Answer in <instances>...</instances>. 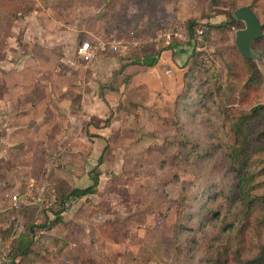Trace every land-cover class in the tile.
I'll list each match as a JSON object with an SVG mask.
<instances>
[{"label":"rangeland","instance_id":"374dc122","mask_svg":"<svg viewBox=\"0 0 264 264\" xmlns=\"http://www.w3.org/2000/svg\"><path fill=\"white\" fill-rule=\"evenodd\" d=\"M250 1L0 0V252L16 254L26 232L32 244L16 264H209L204 235H221L222 218L238 212L227 113L264 104L263 53L253 60L263 78L243 86L238 29L229 26ZM189 21L205 27L204 45L189 36ZM83 42L97 47L89 62L77 56ZM165 47L179 51L184 83L172 95L135 94L131 74L148 71ZM100 60L107 74L90 81L84 66ZM229 63L242 77L234 102L222 93ZM110 88L123 98L101 111L94 101ZM86 115L95 129L120 119V135L89 133ZM93 172L95 193L71 198L60 222L39 228Z\"/></svg>","mask_w":264,"mask_h":264},{"label":"trees","instance_id":"16d2710c","mask_svg":"<svg viewBox=\"0 0 264 264\" xmlns=\"http://www.w3.org/2000/svg\"><path fill=\"white\" fill-rule=\"evenodd\" d=\"M242 6H248L254 12L259 22L263 24L262 33L264 34V0H251L250 3L239 7ZM229 18L230 27H237V29L243 28L239 26L242 22L236 21L232 13L229 15ZM195 25L196 23L194 21L188 22V34H190V37H193L194 30L196 29ZM217 26L222 27L223 25ZM251 48L256 51L260 49L264 57V36L252 42ZM166 50H169V47L160 49L156 54L150 56L147 63L144 64L146 70H150L158 62L161 53ZM236 51L239 59L247 69L243 86L253 88L263 77L253 60L243 58L237 48ZM225 75L224 81L222 82V84H225L224 92H222L224 93L223 97L226 101L229 99L233 101V93L238 92L242 77L240 72L233 68V63H229ZM231 94L232 97L230 98L229 95L231 96ZM236 103L238 104V102ZM226 120L229 122L232 134L235 137V148L230 153V158L236 182L235 189L238 212L227 222L225 218H222L221 235L215 231L204 235L205 239L209 238V241L212 242L208 263L264 264V104H255L249 110H241L236 114H230L228 112ZM184 147L185 144L182 143L179 151L175 152V155L180 156ZM100 158H98V164L101 163ZM91 180V185L83 189L73 188L65 197L57 200V204L54 207H58V209L54 211V220L47 224L42 223L38 227L46 228L48 224L60 222V215L64 212L63 205L69 199H78L83 196L93 195L99 181L98 172L92 173ZM218 192L219 194H223L224 190L221 189ZM212 214L213 216H217V219L221 216V213L217 210L212 211ZM176 226L177 228H181L182 225L179 224ZM35 227V225H31L28 233H32V229ZM16 242L20 245V249L16 254L11 253V264H16L15 259L17 257L25 256L32 244V240L29 239L26 232L19 235ZM55 244L58 246L59 241L58 245L57 243H53V245ZM64 249L56 247L54 248V253L61 254Z\"/></svg>","mask_w":264,"mask_h":264},{"label":"crops","instance_id":"0c3cea01","mask_svg":"<svg viewBox=\"0 0 264 264\" xmlns=\"http://www.w3.org/2000/svg\"><path fill=\"white\" fill-rule=\"evenodd\" d=\"M178 53L179 51L177 52L176 48L172 50H166L162 52L158 62L150 70L144 73L141 72H137L136 74L132 73L130 84L133 85L137 84L138 86L137 89H135V94L139 92L138 88L141 87L149 95L156 94L160 96L164 93L168 95H172L173 93L176 94L180 89L181 85L183 84V69H180L177 66L179 65L181 60V57H179ZM84 70L90 73L89 75L90 81H94V82L96 81V79H94L95 75H97L98 73L100 75L107 74L106 72L107 69H105V63H103L102 60H100L99 62H94L91 65L84 66ZM122 73H125V71H123ZM101 82H105V81H101ZM94 93H95V87H92V93H91L92 96ZM121 94H122V89L119 88L117 90H112L110 88L108 90H105L102 96H98L100 97L101 102L94 101V103L98 102L97 105L98 107H100L101 111L105 109L107 110V108L112 109L120 104V101L123 98V96H120ZM94 98L96 99L97 96ZM87 101H91V97H86L84 102L86 103ZM85 108L86 109L90 108L88 103ZM86 116L87 119L84 120V126H87L89 133L95 130L96 134L100 136V139L107 137V134L110 135V134H114L115 132L117 135H120V119H116V118L113 119L110 122L109 126L104 128H102L104 124L97 122L96 125L97 127H100V129H95L96 126H93L94 123H88L91 120L90 119L91 115H86ZM92 120L95 121V119ZM71 122H75L76 125L75 120L71 119ZM97 141L100 142V140ZM98 155L99 154L97 153L96 156ZM118 156H120V153L118 154Z\"/></svg>","mask_w":264,"mask_h":264},{"label":"water","instance_id":"95a60500","mask_svg":"<svg viewBox=\"0 0 264 264\" xmlns=\"http://www.w3.org/2000/svg\"><path fill=\"white\" fill-rule=\"evenodd\" d=\"M236 21L243 23V28L235 32L234 43L240 55L248 60H258L259 51L251 48L252 42L264 36L263 24L259 22L254 12L248 6H242L232 11Z\"/></svg>","mask_w":264,"mask_h":264},{"label":"built area","instance_id":"2783aa9c","mask_svg":"<svg viewBox=\"0 0 264 264\" xmlns=\"http://www.w3.org/2000/svg\"><path fill=\"white\" fill-rule=\"evenodd\" d=\"M174 36H179L178 34H174ZM206 38V29L205 27H199L194 30V34L192 37V40L194 43L199 45H204ZM97 47H92L89 43L83 42L79 43L77 48V56L79 60L84 62H89L91 59H93L96 55ZM113 50H117V46H113ZM120 50V49H119ZM125 50V48H124ZM13 200H16V197H13ZM71 201L73 199H69L66 201L63 205V208H66L70 205ZM0 264H11V258H10V251L9 249L0 252Z\"/></svg>","mask_w":264,"mask_h":264}]
</instances>
